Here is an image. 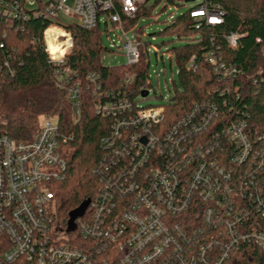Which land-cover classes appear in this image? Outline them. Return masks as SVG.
Here are the masks:
<instances>
[{
    "label": "built area",
    "instance_id": "1",
    "mask_svg": "<svg viewBox=\"0 0 264 264\" xmlns=\"http://www.w3.org/2000/svg\"><path fill=\"white\" fill-rule=\"evenodd\" d=\"M147 1L73 0L68 7L67 0H0V18L25 20L34 7V15L48 20L41 49L55 64V84L68 93L77 115L85 87L63 64L73 46L66 25L91 29L103 22L118 28L124 65L131 67L144 46L135 28L125 23ZM192 2L188 14L195 29L221 23L218 3ZM241 36L229 32L222 43L234 51ZM3 48L0 43V72L12 76V57ZM204 58L223 84L214 93L238 96L239 86L231 82L242 74L240 65L227 62L219 44L208 48ZM130 79L126 75L125 83ZM86 80L94 113L112 118L110 135L102 140L106 154L93 169L98 191L73 218V229L54 223L50 186L65 178L72 136L50 116L40 118L29 141L1 134L0 264H95L93 254L108 250L111 264H241V248L250 256L246 249L253 246L264 254V131L250 133L247 113L231 106L235 114L226 116L216 101L204 99L163 125L164 105L142 107L132 103L126 90L103 91L93 72ZM250 81L264 82V70Z\"/></svg>",
    "mask_w": 264,
    "mask_h": 264
},
{
    "label": "trees",
    "instance_id": "2",
    "mask_svg": "<svg viewBox=\"0 0 264 264\" xmlns=\"http://www.w3.org/2000/svg\"><path fill=\"white\" fill-rule=\"evenodd\" d=\"M23 2V0H19ZM223 9L221 23L208 26L204 23L195 29L194 20L186 12L172 17L162 30L175 35L178 44L168 49V59L177 66L180 89L164 105L163 125H168L181 116L195 101L212 99L217 102L222 114L233 116V110L247 113V127L250 133L264 131V82L255 85L250 77L264 70V0H210ZM40 5V4H39ZM151 7L147 4L125 23L134 27L137 37L142 40L139 62L127 67L124 64L111 66L101 62L105 51L111 50L101 43V27L83 29L76 24L66 25L73 36L72 50L64 58V66L85 87L80 94V112L75 115L68 93L55 84L53 73L55 64L48 60L41 49L42 32L49 24L45 17L36 16V8L28 9V18L11 22L0 18V43L2 52L11 55L14 67L12 76H2L0 72V135H8L17 142L31 140L39 127L41 117H53L61 130L72 136L66 145L67 168L64 179L51 183L53 192L50 214L54 223L68 225L74 216L80 215L88 206L99 187V176L93 172L106 154L102 140L110 135L112 118L96 115L93 110L92 91L87 89L86 75L90 72L99 76L101 90H126L129 99L139 102L146 99L142 92L148 90L150 77L148 68L147 42L141 38V28L137 26L141 16L148 14ZM16 26H20L16 29ZM107 31V29H105ZM235 32L241 34L240 44L229 51L222 43V36ZM258 40V41H256ZM221 46L222 56L227 62L240 65L242 74L232 80L231 85L239 86L238 96L219 97L215 89L223 87L204 58L205 51L212 45ZM194 57L196 68H190V57ZM126 75L131 76L125 83ZM159 97V96H158ZM69 228V227H68ZM80 244L79 240H74ZM241 248L240 262L258 264L264 260L256 247ZM252 257V258H251ZM95 264H103L105 259L111 264L113 256L108 252L93 254Z\"/></svg>",
    "mask_w": 264,
    "mask_h": 264
},
{
    "label": "rangeland",
    "instance_id": "3",
    "mask_svg": "<svg viewBox=\"0 0 264 264\" xmlns=\"http://www.w3.org/2000/svg\"><path fill=\"white\" fill-rule=\"evenodd\" d=\"M73 0H67L66 5L70 7ZM147 5L151 7L148 14L141 16L137 26L143 32L141 37L147 42L149 47L148 60H150L148 73L150 74V83L148 88L149 95L146 99H139V104L142 107L147 106H162L169 103V98L175 94L176 89H180L178 80L177 66L175 62L168 59V49L178 44L175 35H170L162 31L169 22V16H177L186 12L189 6L195 2H183V0H148ZM101 43L104 47L110 48L103 53L101 57L102 64L117 66L125 63V58L122 52L121 41H124L123 36L119 33L118 28L111 25L105 26L101 22ZM107 29V31L105 30ZM131 32H127L130 36ZM120 37H119V36ZM113 42V43H112ZM118 46L113 48L110 45ZM159 96V97H158ZM81 209L74 211L70 217L68 227H75L74 215L80 212ZM72 236L77 233L71 232Z\"/></svg>",
    "mask_w": 264,
    "mask_h": 264
},
{
    "label": "water",
    "instance_id": "4",
    "mask_svg": "<svg viewBox=\"0 0 264 264\" xmlns=\"http://www.w3.org/2000/svg\"><path fill=\"white\" fill-rule=\"evenodd\" d=\"M192 1H193V0H183V2H185V3H186V2H192ZM147 93H148V90L142 92L143 96H146ZM74 217H76V216H74ZM74 217H73V218H74ZM68 230H70V228H68Z\"/></svg>",
    "mask_w": 264,
    "mask_h": 264
},
{
    "label": "bare ground",
    "instance_id": "5",
    "mask_svg": "<svg viewBox=\"0 0 264 264\" xmlns=\"http://www.w3.org/2000/svg\"><path fill=\"white\" fill-rule=\"evenodd\" d=\"M50 50H52V52H57V50L53 48H50Z\"/></svg>",
    "mask_w": 264,
    "mask_h": 264
}]
</instances>
